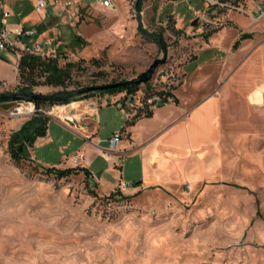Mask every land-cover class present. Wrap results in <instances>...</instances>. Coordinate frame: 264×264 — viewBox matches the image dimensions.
<instances>
[{
    "label": "rangeland",
    "instance_id": "374dc122",
    "mask_svg": "<svg viewBox=\"0 0 264 264\" xmlns=\"http://www.w3.org/2000/svg\"><path fill=\"white\" fill-rule=\"evenodd\" d=\"M113 1L114 10L82 1L59 35L51 36L58 46L57 64H75L67 91L136 78L163 58L155 35L162 37L167 55L153 80L161 82V74L173 72V86L181 85L183 64L195 60L205 46L203 32L219 27L192 24L206 11L205 0H141L140 10L137 0ZM249 21L242 17L244 24ZM254 28L263 29L254 31L244 48L241 43L237 49L227 48L216 56L217 69L207 67L197 74L205 85L228 66L232 78L222 91L223 151L232 169L218 191H153L123 200L96 193L95 180L80 167L75 168L80 175L63 178L46 173L43 168L66 165L65 157L85 141L59 118L47 115L51 107L70 104L65 116L78 118L93 113L85 100L96 97L94 138L97 146L107 149L108 139L127 120V109L116 102L124 91L35 105L49 121L21 161L12 158L8 141L32 116L9 115L23 100L0 101V264H264V17ZM75 36L83 43H73ZM16 61L13 52L0 51V95L21 93L23 83L18 77L15 81ZM193 69L194 64L185 66L188 73ZM36 81L40 83L32 93L54 96L63 89L42 84V77ZM224 82L216 80L212 89ZM195 88L196 80L190 89ZM255 90L263 94L257 105L249 99ZM107 190L100 185L98 192Z\"/></svg>",
    "mask_w": 264,
    "mask_h": 264
},
{
    "label": "crops",
    "instance_id": "0c3cea01",
    "mask_svg": "<svg viewBox=\"0 0 264 264\" xmlns=\"http://www.w3.org/2000/svg\"><path fill=\"white\" fill-rule=\"evenodd\" d=\"M67 1L76 3L66 8L64 3ZM82 1L93 2V0H47V9L37 14L33 9L34 0H6L11 12L7 23L21 25L36 32L34 38H25V42L32 43L36 39L52 38L53 35H59L61 25L68 16L75 15L78 10L77 5ZM256 5L264 7L259 0L251 2L249 7L252 10ZM242 17L248 18L249 23L244 24ZM262 18L252 22L245 14L228 12L223 25L212 30L207 37H204L205 32H203L205 46L195 60L185 62L182 66L183 84L173 86L170 100L163 105L139 113L130 120L129 125H119L122 136L116 146L115 154H108L105 149L97 146V140L94 138L98 129L97 122L87 123L79 120L80 117L77 118L75 114L72 115L77 119L76 125L83 130L86 129V135L89 136L86 138L82 131L79 132L85 141L78 146L75 154L83 155L78 167L86 171L88 179L95 180L96 193L104 196L117 191L124 198L123 200H128L153 191L179 193V195L184 193L183 189L190 194L199 190L218 191L232 169L231 164L228 166L223 151L224 94L222 92L223 86L232 78L227 72L228 66H224L219 75L215 74L214 79L205 85L202 80H198L197 74L207 67L217 69L219 63L215 59L218 53L233 48L236 41L241 43V49L250 43L248 40L255 35L254 31L263 29H253V25ZM243 33L250 34L251 37L239 40ZM188 64H194L191 73L185 71V66ZM14 71L16 81L17 61ZM221 79L225 81L222 86L218 90L212 89V84ZM194 80L197 88L190 89ZM144 85H140L135 92L144 90L146 88ZM262 98L261 90H255L249 99L252 104L257 105ZM95 115L98 120V108ZM125 115L127 119V114ZM68 157L70 156L65 158ZM119 158L121 164H118ZM100 160L105 164L103 167ZM115 166H119V169H115ZM53 168L75 169L76 167L67 160L66 165H57ZM75 172L81 174L79 169ZM120 182L131 186L120 187ZM100 185L108 186V190L104 193L98 192ZM120 196L118 195L119 198Z\"/></svg>",
    "mask_w": 264,
    "mask_h": 264
},
{
    "label": "built area",
    "instance_id": "2783aa9c",
    "mask_svg": "<svg viewBox=\"0 0 264 264\" xmlns=\"http://www.w3.org/2000/svg\"><path fill=\"white\" fill-rule=\"evenodd\" d=\"M207 3V9L201 12L196 21L200 22L202 25H216L221 26L225 22V15L228 12H238L245 14L250 17L252 22H256L260 18L264 17V7L256 5L254 9L251 10L249 7L251 2L255 0H205ZM101 8L107 10H114L116 8L113 0H93ZM76 3L75 1H67L64 3V7L68 8ZM47 6V0H34L33 9L36 13L42 12ZM11 15L9 8L7 7L6 0H0V51H10L13 52L17 57V62L23 54H31L38 56L40 58H58V46L52 38H45L43 40H35L32 43L25 42V38H34L36 32L33 29H26L21 25H9L7 23L8 17ZM161 74V82L158 80H153L151 78L149 88L144 90H139L133 93L123 92L120 98L116 101L120 104L122 108L127 109V120H132L139 113H145L152 108H155L160 103H165V101L170 100V96L167 93H172V87L175 84L176 74L170 72L163 76ZM88 106L93 110V113H86L80 117L79 120L84 122H97L95 112L98 108L96 97H91L85 100ZM69 104L63 105H53L51 109L47 112V115H53L59 118L62 123L77 132H83L86 138V129L83 130L76 125V118L71 116H65L63 118L58 117L55 114V109L58 107H68ZM38 110L35 109V103L32 101H25L16 104L9 111L11 117H29L36 114ZM122 132H115L108 139V146L105 151L107 153L115 154L117 152L116 146L121 140ZM75 167L80 166V161L83 159L82 154H75L66 158ZM129 187L131 184L121 183L120 187Z\"/></svg>",
    "mask_w": 264,
    "mask_h": 264
},
{
    "label": "trees",
    "instance_id": "16d2710c",
    "mask_svg": "<svg viewBox=\"0 0 264 264\" xmlns=\"http://www.w3.org/2000/svg\"><path fill=\"white\" fill-rule=\"evenodd\" d=\"M141 0H137L136 8L140 10ZM212 30L208 33L204 34V37H207L211 34ZM250 34L243 33L241 34L239 40L250 38ZM83 43L82 40L78 36H75L73 43ZM239 45V41H236L233 45V49H236ZM75 66L74 63L68 62L63 67L57 64L56 58H40L35 55L31 54H23L19 61L17 62V77L20 80V83H23V86L20 89L21 93H32V87L38 85L40 82L36 81L38 77H42L43 81L41 82L44 85L53 86V87H62L63 89L57 92L54 96H64L70 91L66 90V81L70 77V71ZM125 81V80H121ZM118 81H111L110 83H115ZM140 85L130 84L126 86L117 87L115 89H110L107 91L110 92H126V93H133L135 92ZM146 88H149L150 82L148 81L144 85ZM174 87H172L173 89ZM102 92V91H101ZM94 93H99L98 91L87 92L84 94H79L77 96L82 95H92ZM167 95L172 96V94L167 93ZM75 96V97H77ZM74 98V97H73ZM73 98L62 102H55V101H45V100H38L35 101V105L39 106L45 103H67ZM5 99H0V101H4ZM166 102V101H165ZM163 105V103H160ZM138 115V114H137ZM136 115V116H137ZM148 115V113H147ZM135 116V117H136ZM49 121V117L43 115L42 113H36L27 121L22 123L20 128L12 133L8 141V147L12 158L17 161L25 160L28 158L27 148L30 146L34 140L38 136L44 135L47 123ZM126 125L130 124V121L127 120L125 122ZM46 173L54 174L57 178H63L75 173V169L66 168V169H57V168H43ZM85 171V170H84ZM86 173V172H85ZM116 195L120 194L116 192H111L109 197H115ZM120 198L124 199L120 196Z\"/></svg>",
    "mask_w": 264,
    "mask_h": 264
},
{
    "label": "water",
    "instance_id": "95a60500",
    "mask_svg": "<svg viewBox=\"0 0 264 264\" xmlns=\"http://www.w3.org/2000/svg\"><path fill=\"white\" fill-rule=\"evenodd\" d=\"M136 20H137L138 26H140L141 19H140V12L139 11L136 12ZM195 23H196V19L193 21L192 24H195ZM155 36L157 37L158 43L162 48L163 58L154 60L149 65V67L145 71H143L141 74H139L136 78L125 80V81H119V82H115V83H107V84H103V85H91V86L80 87L76 90L70 91L69 93H67L64 96H52V95H44V94H40V93H31V94H29V93H13V94H1L0 99H5V100L10 99L12 101L25 100V101H32V102H35L38 100L62 102V101L68 100L70 98H73L79 94H84L87 92L107 91L110 89H115L117 87L126 86V85H130V84H135V85L145 84L151 80L156 68L165 61L166 55H167V50L163 44L162 37L160 35H155Z\"/></svg>",
    "mask_w": 264,
    "mask_h": 264
},
{
    "label": "bare ground",
    "instance_id": "6f19581e",
    "mask_svg": "<svg viewBox=\"0 0 264 264\" xmlns=\"http://www.w3.org/2000/svg\"><path fill=\"white\" fill-rule=\"evenodd\" d=\"M70 105V104H69ZM55 114L60 117V118H63L65 117V112H66V107H58L55 109Z\"/></svg>",
    "mask_w": 264,
    "mask_h": 264
}]
</instances>
